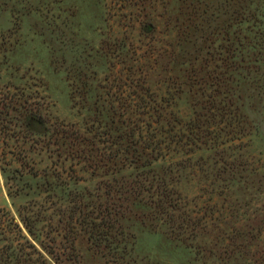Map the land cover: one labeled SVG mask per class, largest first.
I'll list each match as a JSON object with an SVG mask.
<instances>
[{
	"label": "rangeland",
	"instance_id": "374dc122",
	"mask_svg": "<svg viewBox=\"0 0 264 264\" xmlns=\"http://www.w3.org/2000/svg\"><path fill=\"white\" fill-rule=\"evenodd\" d=\"M241 4L264 33V0H0V86L42 113L29 130L3 121L0 264H37L41 242L71 246L77 264L105 262L77 210L111 175L58 155L44 134L57 122L96 153L159 146L149 168L179 218L131 205V264H264V38L257 21L216 11ZM121 168L120 179L148 170Z\"/></svg>",
	"mask_w": 264,
	"mask_h": 264
},
{
	"label": "trees",
	"instance_id": "16d2710c",
	"mask_svg": "<svg viewBox=\"0 0 264 264\" xmlns=\"http://www.w3.org/2000/svg\"><path fill=\"white\" fill-rule=\"evenodd\" d=\"M222 1L228 7V2L232 0ZM246 7L241 4L239 9L229 11L224 8L223 12H219L221 9L217 6L216 11L218 14H227L233 19H237L238 16L240 18L239 23H248L251 19L257 21L254 26L258 28L255 30L253 38L263 39L264 33L259 29V19L257 20L256 12H249ZM258 45H261V43L258 42ZM250 47L254 48L256 46L251 45ZM231 49L228 46L225 47L226 51H231ZM6 116H11L12 119L19 121L20 128L24 126L29 130L27 124L30 121L42 119L41 106L32 100V96L24 93L23 89L17 86L3 85L0 86V133H4L3 130L8 128L3 123V121H6ZM44 134L47 135L48 145L51 144L55 147V150L63 151V153L60 151L58 155L64 154L65 159L87 162L92 170L103 171L105 175H111V180H107L97 188L101 190L100 194L95 195L98 201L92 205L86 203L83 208L80 207L77 210L80 215L78 223L83 226L84 234H86L91 245L105 257L104 264H131L133 260L134 235L125 229L122 223L126 215L125 212L131 205L143 204L149 206L151 213L160 214V217H166V221L169 222H175L179 218L178 215L174 217L173 214L178 199L173 196L175 192L166 184L163 177L155 175L152 173L153 170L149 168L152 164L149 157L153 160L158 158L160 152L156 149L159 146L150 147L151 143H148L142 145L141 149L138 150L134 146L131 147L129 144H134L128 140L124 148L117 150L100 149L96 153L97 148L93 139L82 135L78 128H73V126L61 122H57L52 131H50V127H47ZM127 137H130L129 134ZM167 139L170 140V138ZM164 142L166 141L163 140L161 143ZM2 143H4V140H1L0 136V145ZM3 154L4 152L1 149L0 155ZM126 165L136 169L147 167L148 170L137 172L132 179H128L124 174L121 179L117 178L116 173ZM24 223L29 233H34L29 222L24 221ZM42 243L40 244V250L32 244L35 249L34 253L40 258V260L36 258L34 263L38 261L37 264H77L76 258H70L69 250L72 249L71 246L58 248Z\"/></svg>",
	"mask_w": 264,
	"mask_h": 264
}]
</instances>
